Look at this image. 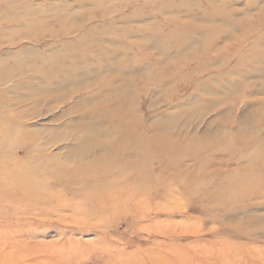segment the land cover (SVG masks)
Here are the masks:
<instances>
[{"label":"rangeland","instance_id":"rangeland-1","mask_svg":"<svg viewBox=\"0 0 264 264\" xmlns=\"http://www.w3.org/2000/svg\"><path fill=\"white\" fill-rule=\"evenodd\" d=\"M0 264H264V0H0Z\"/></svg>","mask_w":264,"mask_h":264}]
</instances>
